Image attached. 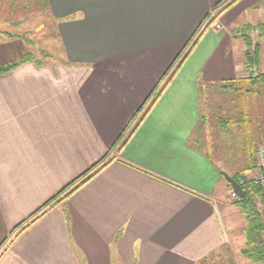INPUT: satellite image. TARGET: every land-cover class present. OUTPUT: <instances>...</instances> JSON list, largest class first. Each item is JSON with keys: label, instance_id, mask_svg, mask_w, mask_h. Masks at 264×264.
Masks as SVG:
<instances>
[{"label": "crops", "instance_id": "1", "mask_svg": "<svg viewBox=\"0 0 264 264\" xmlns=\"http://www.w3.org/2000/svg\"><path fill=\"white\" fill-rule=\"evenodd\" d=\"M46 9L62 61L0 75V264H233L234 246L253 264L247 222L224 202L230 174L194 136L209 91L264 74V0ZM7 40L0 65L27 54ZM252 135L255 146L262 134Z\"/></svg>", "mask_w": 264, "mask_h": 264}, {"label": "rangeland", "instance_id": "2", "mask_svg": "<svg viewBox=\"0 0 264 264\" xmlns=\"http://www.w3.org/2000/svg\"><path fill=\"white\" fill-rule=\"evenodd\" d=\"M10 0L0 2V26L2 31H9L11 33H18L20 35L22 45L25 47V53L32 54L37 62L41 64H56L62 61L63 46L59 39L56 25L50 18L46 8L42 6L41 0H13L14 6L10 7ZM10 12L13 14L11 15ZM10 14V15H9ZM20 24L19 28H13L12 24ZM6 36H0V44L4 45L9 42ZM0 45V46H1ZM250 55L254 54V48L248 52ZM9 58H16V53H11ZM15 60V59H11ZM258 72V71H257ZM255 72L258 76L260 73ZM252 75H250L251 77ZM255 76V77H256ZM249 78V77H248ZM247 78L241 79V83L237 84V88L230 90L224 89L209 91L207 103L205 104L204 113L207 116V127L200 133H196L194 139L199 141L208 155L227 171L230 177H237L239 172L237 167L245 164L247 169L253 167L251 171L246 172L239 179L240 183L243 179L252 178L253 171L255 170V159L258 149L264 147V89L256 88L253 92L247 93L245 88H250L248 82H244ZM243 81V83H242ZM248 81V80H246ZM243 87V90H241ZM248 109L252 118V131H259L262 136L260 141L256 139L257 144L252 149L251 156L241 154V142L245 140L240 136V131L235 127H228L225 134L219 130L218 121L224 117H228L230 112L237 115L238 112ZM232 116V117H233ZM234 118V117H233ZM229 121V120H227ZM245 136L244 130L241 134ZM254 141V140H253ZM254 145V144H253ZM244 150V149H243ZM245 170V169H244ZM229 184V183H228ZM249 185V184H248ZM261 186V185H259ZM230 187V186H229ZM246 188L247 185L245 186ZM242 187L245 191L246 188ZM264 187V186H262ZM255 199V198H254ZM242 199H234L232 192L225 199L227 208L232 207L238 213H241V220H246L250 214L249 208L243 212L239 206ZM259 211H262V205L257 204ZM240 215V214H239ZM238 216V215H237ZM240 219V218H238ZM238 219H236L238 221ZM235 220V219H234ZM247 227V226H246ZM246 232V231H245ZM236 233L239 235L240 232ZM260 246L264 243V234L259 236ZM233 264H242L243 258L238 253L236 246L233 248Z\"/></svg>", "mask_w": 264, "mask_h": 264}, {"label": "trees", "instance_id": "3", "mask_svg": "<svg viewBox=\"0 0 264 264\" xmlns=\"http://www.w3.org/2000/svg\"><path fill=\"white\" fill-rule=\"evenodd\" d=\"M2 1L6 2L7 0H0V2H2ZM41 1H42L41 2L42 6L44 8H46L47 7V0H41ZM9 2H10L9 6L13 7L14 1L10 0ZM10 14L13 15L11 12H10ZM211 23H212V21L206 27L210 28ZM0 26H2L1 21H0ZM19 26H20V24H17V23L12 24V27L16 28V29L19 28ZM203 33L204 32L198 33L196 38L192 41L193 42L192 46L189 49V52L187 53V55L181 61V64L186 60L187 56H189V54L192 52V50L198 44L199 40L203 36ZM0 36H6L8 39H15V38L20 37V35L16 32L11 33L9 31H2L1 28H0ZM189 44H191V43H188V45ZM188 45L186 46V48L184 50H186L189 47ZM32 61L33 62L36 61V59L33 57V55L32 54H26L24 56V58H22L18 62H13V63L7 64V65H0V75L10 72L12 69L16 68L17 66H19L21 64H25V63L32 62ZM254 62H255V58H251L249 60V66L251 63H254ZM255 76L256 75H252L251 77L246 79L248 81H246V80L244 81V82H248V84L250 86V88H245V91L247 93L253 92L256 88L264 89V74H259L256 77ZM236 83H241V81H237ZM242 83H243V81H242ZM233 84H235V82ZM225 89H230V86L225 87ZM241 90H243V87ZM252 124H253L252 118H250V115L248 114L247 110H244V113L238 115L235 119H232L229 121H227V120L220 121V129L225 130L227 127L231 126V127H235L237 129V131H240V136L243 137L245 139L244 141H246V143L248 144L247 148L249 151L247 153H248L249 158L251 156L252 149H254V145H253L254 137L252 135L253 128L251 127ZM241 130H244L245 136H244V133H243V135L241 134ZM252 168L253 167L250 166L248 169L239 172V175L237 177H235L234 179L238 182L239 179L242 177V175L246 172L251 171ZM99 171L100 170H98L94 175H96ZM94 175H92L89 179H91ZM247 187H248V188H246L247 196L244 199H242L240 201V204H239V206H241V209L243 210V212L246 211L248 208L250 211V214L248 215V218H247L248 220H247V229H246V236L248 239V247L245 249L244 255L248 259H250L253 264H264V243L261 242V244H262L261 246L259 244V240H260L259 236H260V234H264V187L259 186V185H255L252 183L249 185L247 184ZM68 188L64 189L63 192H65V190H67ZM52 202L53 201H51L46 206H50L52 204ZM258 203H260L262 205V211L258 210V208H257Z\"/></svg>", "mask_w": 264, "mask_h": 264}, {"label": "built area", "instance_id": "4", "mask_svg": "<svg viewBox=\"0 0 264 264\" xmlns=\"http://www.w3.org/2000/svg\"><path fill=\"white\" fill-rule=\"evenodd\" d=\"M210 28L214 31H219L222 29V26L219 21L212 19ZM255 184L264 186V147L258 149L255 159V170L253 171L252 178L243 179L239 185L245 187L247 184ZM246 188V187H245ZM232 196L234 199H240L234 191H232Z\"/></svg>", "mask_w": 264, "mask_h": 264}, {"label": "water", "instance_id": "5", "mask_svg": "<svg viewBox=\"0 0 264 264\" xmlns=\"http://www.w3.org/2000/svg\"><path fill=\"white\" fill-rule=\"evenodd\" d=\"M225 179L231 186L232 190L234 193L240 198L244 199L247 196V192L239 185V183L233 178L230 177L229 175L225 174Z\"/></svg>", "mask_w": 264, "mask_h": 264}]
</instances>
